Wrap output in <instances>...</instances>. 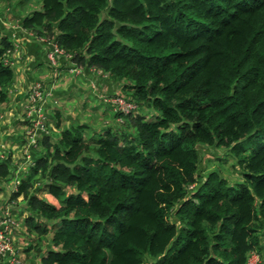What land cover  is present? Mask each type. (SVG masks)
<instances>
[{"label":"trees","instance_id":"obj_1","mask_svg":"<svg viewBox=\"0 0 264 264\" xmlns=\"http://www.w3.org/2000/svg\"><path fill=\"white\" fill-rule=\"evenodd\" d=\"M38 3L22 26L71 52L70 65L123 82L140 110L123 120L132 132L109 128L90 139L85 124L72 123L38 137L11 200L26 201L30 233L50 234L40 264H248L252 251L263 256L264 0ZM13 49L0 27V105L16 77ZM55 119L59 128L60 111ZM202 146L227 149L243 180L201 174ZM3 156L5 183L15 169Z\"/></svg>","mask_w":264,"mask_h":264},{"label":"crops","instance_id":"obj_2","mask_svg":"<svg viewBox=\"0 0 264 264\" xmlns=\"http://www.w3.org/2000/svg\"><path fill=\"white\" fill-rule=\"evenodd\" d=\"M16 1H19V4H24L19 5L20 7L18 6L16 10L14 9V14H12L11 18L5 19L8 21L7 24L4 23L5 20L0 21L1 30L5 34H8L14 42V49L9 59L11 63H13L16 72L15 81L10 87V97L5 106L3 104L0 105V144L14 143L17 141L15 140L16 137L19 141H22L21 137L24 134L21 132L25 131L28 126H31V122L24 118L26 114L24 109L25 104L29 100V89L36 81L41 80L45 85L44 88L50 91L52 97V99H46L44 106V113L46 115L44 124L47 127L46 133L48 134H53L52 131L56 130L59 132L63 130L66 125L79 122L78 116L75 117L73 115L74 113L70 112L69 109L72 91H78L83 101L81 105L88 108L87 106L91 105L89 100L90 95L89 93H85V90L89 89V92L92 90L90 86L91 81H94L96 86H98V89L95 91L99 94H114L120 92L119 90H121L123 84V82L113 79L108 73L100 70H86V68H83V72L80 74L82 77L73 74V72L70 73L68 67L71 65L63 58L60 59L59 65L56 68L50 66L46 57L49 48L48 44L40 41L38 36L22 26L23 17L31 11L32 8L35 9L39 6L38 0H15V2ZM1 17H3L2 14H0V18ZM67 79H71V83H66ZM104 107L108 115H113L114 124L108 125V128L103 130L99 128L98 131L101 133L106 129L117 126L119 123L117 121L118 115L115 109H113L111 105H104ZM55 111H60L63 117L59 128H57L55 124ZM100 111L101 110H97L95 114L96 117L99 114L97 118L101 117V113H105ZM86 125L89 124L86 123ZM94 130L97 131L95 128ZM8 159L11 160L10 158ZM11 163L10 161V164ZM16 165L17 164H11V167L15 168ZM1 185H4V183L0 182V186ZM29 242L30 241H26V244L28 245ZM19 243L21 244L22 241L20 240ZM45 252L46 248L44 251L40 252V254L44 255ZM33 257L34 256H31L32 260L29 264H36V261H33Z\"/></svg>","mask_w":264,"mask_h":264},{"label":"rangeland","instance_id":"obj_3","mask_svg":"<svg viewBox=\"0 0 264 264\" xmlns=\"http://www.w3.org/2000/svg\"><path fill=\"white\" fill-rule=\"evenodd\" d=\"M22 4H24V3L19 4V1L15 2V0L13 2H11L10 4H8L7 2L0 1V14L3 15V17L0 18V21L1 20L4 21L5 19L11 18L12 14H14V9L16 10V8ZM7 22H8L7 20L4 21L5 24H7ZM39 40L47 43L46 41H43V39H39ZM44 40H47V39L44 38ZM60 59H59L58 64L56 66H54L52 64H50V65L52 67L56 68L59 65ZM69 72L71 73V71H69ZM73 74H76V73H73ZM77 75H80V74H77ZM74 77H76V76H74ZM80 77H82V76L80 75ZM71 81H72L71 79H67L66 83L67 82L71 83ZM37 83L42 84V81L41 80L36 81L31 86V88L29 89L30 91L28 92L29 98L31 96V92H32L34 86ZM43 86H45V85H43ZM90 86L94 92L92 90H90V92H89V89L87 88L88 90H85V93H89V95H90L89 100L91 102V105L90 106L88 105L87 106L88 108L83 107V105H81V104H83V101L81 100V96L78 94V91L75 90L74 92L72 91V94H71L72 97H71L70 102H69L71 105H70L69 109H70V112L74 113L73 115L75 117L78 116L79 122L76 124H79V123L85 124V125H86V123L89 124V125H86L87 127H86L84 133L88 138L92 139V138H94L95 135H98L101 133L100 131H98L99 128H102V130H103L105 128H108L107 127L108 125L114 124V122H113L114 118L112 117L113 115H108L107 112H105V107H104V105H111L112 106L111 103L107 102V100L104 99V95H111L113 93H111V94L96 93L95 90L98 89V86H96L94 81L90 82ZM119 91L121 93L124 92L123 91V84H122L121 90H119ZM45 99H48V100L52 99L51 94L47 92L45 95ZM5 104L6 103H4L3 105L5 106ZM29 105H30L29 102H27L25 104L24 112H26V114H25L24 118H26V120L30 119L29 114H31V112H32V109L28 110ZM22 110H23V108H22ZM97 110H101L105 113L104 114L101 113L103 116L101 115L100 118H97V117H99V114L97 117L95 115ZM137 111H140V110H137ZM37 112L40 116H42V118H37L36 120H38L37 122H43L42 129L45 130L44 132H46L47 127L44 124V120L46 118V115L43 112V107L40 109V111H39V108H37ZM147 116H148V118H152L153 115H152V113H149V115H147ZM36 120H35V123H36ZM123 120H125V116L122 118V121L119 122V124H117V126H114L111 128L115 131H121L122 130V131L132 132V130L128 129V127L122 126V124L124 122ZM117 121H120V120L118 119ZM94 128L97 129V131H95ZM33 130L34 129L32 127L28 126L25 131H22L21 133L24 134L22 136L23 138L21 137L22 141H19L18 138L16 137L15 140H17V141H15L14 143H2V144H0V155L4 154V156H6V157L3 156L4 158H7V159L10 158L11 162H12L11 164H17L16 167L14 168L15 169L14 175L11 176L10 179L8 178L9 180L7 179L4 183V185L0 186V214L9 208L11 210L12 214L14 215L13 219L15 220V222L17 224H19V226H22V227L24 226L26 228V231L24 229H19V230L15 229V228L13 229L14 234L18 235V238H19L17 241V244H19V245L22 244L21 245L22 248L20 249V254L24 257V261L26 262V264H29V262H31V260H32L31 256H34L33 261L35 260L36 264H40L42 256L46 255V253L44 255L43 254L41 255L38 251L40 249L42 251L45 250V248L48 246V240L50 237V234H47V235L43 236L42 239H40L36 233H30L29 232L28 226L26 223V218L29 216L30 211L26 207V201L25 200L23 201L22 196L11 201L12 192L15 191V188L19 186V184L21 183V179L28 174L29 169L34 164L32 162L33 157L31 156L30 152L32 153L35 149H37V151L40 150V147H39L40 138H39L36 145L30 147V152L28 149H26L28 142H29V140H28L27 145H26V139L27 138L30 139V142H33V143L36 142L35 137H33L34 138L33 139L34 141H33L32 136H30V133ZM17 132H19V131H17ZM52 132L54 134L57 133L56 136H59V133L57 130L52 131ZM3 150H5V152ZM93 152H94V148L92 146L90 148V153H93ZM200 152H201L202 160H201V163L199 165L200 166L199 172L201 174L206 175L211 171H217L219 174H221V176L226 178L229 181V183H236V182H240L243 180L242 172H241L239 166L236 164L235 158L231 155L230 152H228L227 149H221V148L219 149L216 147H208V146L204 147V146H202L200 149ZM29 154L31 156L30 163L27 162V159H29L27 157V155H29ZM26 157H27V159H26ZM40 184H41V182H36L35 189H39ZM191 187H193V185ZM45 193L46 192L42 191L41 193L39 192L38 194L39 195L42 194L44 196ZM20 240L22 241L21 244L19 243ZM26 241H30L28 245H30V244L34 245V247L31 248V250H25V248L28 246L26 244ZM38 254H40V255H38ZM258 261H259V264H264V253H263V256H261ZM32 263H34V262H32Z\"/></svg>","mask_w":264,"mask_h":264},{"label":"built area","instance_id":"obj_4","mask_svg":"<svg viewBox=\"0 0 264 264\" xmlns=\"http://www.w3.org/2000/svg\"><path fill=\"white\" fill-rule=\"evenodd\" d=\"M40 39H43V41H46L49 48L46 53L47 60L50 64L56 66L58 64V61L60 58L63 57L65 61H70L73 58V54L71 52H67L62 46H60L55 40L49 39L47 37H39ZM46 38L47 40H44ZM68 70L76 73V74H82L83 67L78 65H71L68 67ZM38 85V86H37ZM43 82L37 83L32 92L31 96L28 100L29 102V108L28 110L32 109L31 114H29L31 122V126L34 130L30 133V136H32V140L35 137L36 142H30V139H26V145L27 141L28 145L26 149L30 152V147L34 146L38 142V137L40 134H42L45 130L42 129L43 122H37V118H42L37 112V108L40 109L43 107L44 112V105H45V95L46 93H50L49 90L45 89L43 86ZM30 95V94H29ZM29 97V96H28ZM104 99L107 100V102L111 103L113 108L117 113L120 114V116H117V120L119 119L122 121V118L139 108V104L129 98L123 95L121 92H117L111 95H104ZM36 120V123H35ZM37 132V133H36ZM34 141V140H33ZM31 154V152H30ZM27 155L29 159H27V162L30 163L31 156ZM18 187L15 188V191ZM12 201V200H11ZM6 208V207H5ZM14 215L12 214L11 210L8 208L7 210L3 211L0 214V264H26L24 261V257L20 254V249L22 248L21 245L17 244L18 241V235L14 234L13 229H24L26 231V228L23 226H19L13 219ZM22 227V228H21ZM260 255L255 250L252 251L248 258V264H257L259 263Z\"/></svg>","mask_w":264,"mask_h":264}]
</instances>
